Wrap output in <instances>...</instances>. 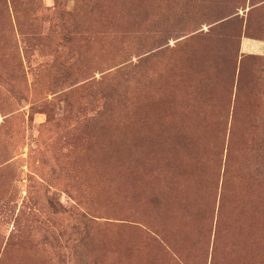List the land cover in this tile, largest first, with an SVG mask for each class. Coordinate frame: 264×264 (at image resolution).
Here are the masks:
<instances>
[{
    "label": "rangeland",
    "instance_id": "374dc122",
    "mask_svg": "<svg viewBox=\"0 0 264 264\" xmlns=\"http://www.w3.org/2000/svg\"><path fill=\"white\" fill-rule=\"evenodd\" d=\"M264 0H0V264H264Z\"/></svg>",
    "mask_w": 264,
    "mask_h": 264
},
{
    "label": "crops",
    "instance_id": "0c3cea01",
    "mask_svg": "<svg viewBox=\"0 0 264 264\" xmlns=\"http://www.w3.org/2000/svg\"><path fill=\"white\" fill-rule=\"evenodd\" d=\"M244 51L251 53L264 54V42L259 40H253L245 38L242 43Z\"/></svg>",
    "mask_w": 264,
    "mask_h": 264
}]
</instances>
